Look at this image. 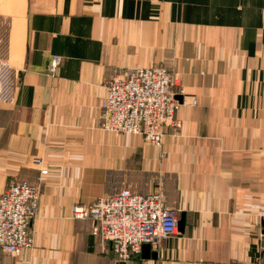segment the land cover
Wrapping results in <instances>:
<instances>
[{
  "label": "crops",
  "instance_id": "obj_1",
  "mask_svg": "<svg viewBox=\"0 0 264 264\" xmlns=\"http://www.w3.org/2000/svg\"><path fill=\"white\" fill-rule=\"evenodd\" d=\"M158 65L197 100L180 128L162 148L101 129L103 82ZM21 180L33 247L0 264H264V0H0V195ZM123 188L178 212L155 257L117 260L72 217Z\"/></svg>",
  "mask_w": 264,
  "mask_h": 264
},
{
  "label": "built area",
  "instance_id": "obj_2",
  "mask_svg": "<svg viewBox=\"0 0 264 264\" xmlns=\"http://www.w3.org/2000/svg\"><path fill=\"white\" fill-rule=\"evenodd\" d=\"M61 63L59 56H50L46 73L55 76ZM175 87L176 80L165 66L115 73L103 82L101 129L139 134L152 146L162 148L165 129L180 128L175 117L178 108L197 103L195 99L178 101ZM165 154L161 151L162 157ZM32 163L42 167L40 158H34ZM40 189L39 184L21 180L8 184L0 195V254L16 256L33 247L30 227L38 211ZM72 217L92 219L93 233L121 261L138 255L144 245L158 250L163 240L177 234L178 227L177 210L166 206L160 193L144 195L128 188L89 205H73Z\"/></svg>",
  "mask_w": 264,
  "mask_h": 264
},
{
  "label": "water",
  "instance_id": "obj_3",
  "mask_svg": "<svg viewBox=\"0 0 264 264\" xmlns=\"http://www.w3.org/2000/svg\"><path fill=\"white\" fill-rule=\"evenodd\" d=\"M182 225H183L182 222L178 223V226L181 228H182ZM262 225L264 227V221H263ZM155 256H156V254L154 252L150 251V247L148 245H144L142 247V257L148 258V257H155Z\"/></svg>",
  "mask_w": 264,
  "mask_h": 264
}]
</instances>
